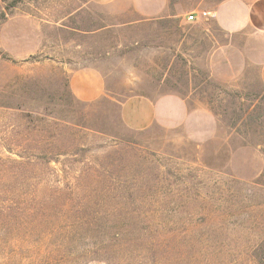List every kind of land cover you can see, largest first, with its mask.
I'll return each mask as SVG.
<instances>
[{"label": "rangeland", "instance_id": "obj_1", "mask_svg": "<svg viewBox=\"0 0 264 264\" xmlns=\"http://www.w3.org/2000/svg\"><path fill=\"white\" fill-rule=\"evenodd\" d=\"M220 2L138 21L121 2L0 1V264H264V36L222 28ZM17 13L34 24L5 48ZM87 67L106 86L90 102L69 86ZM169 95L168 125L123 121L128 98Z\"/></svg>", "mask_w": 264, "mask_h": 264}, {"label": "crops", "instance_id": "obj_2", "mask_svg": "<svg viewBox=\"0 0 264 264\" xmlns=\"http://www.w3.org/2000/svg\"><path fill=\"white\" fill-rule=\"evenodd\" d=\"M2 1V0H0ZM111 7L118 3H124V8L132 7L136 13L145 19H153L166 13L168 0H98ZM217 22L228 32H236L242 29L251 28L255 35L264 36V0H221L213 11ZM34 17L30 15L15 14L10 16L1 28V43L5 48L18 49L20 37H12L14 32H19L20 26L29 31L33 26ZM33 31V29H32ZM28 36V45L25 49L38 47L36 38ZM9 40V42H8ZM255 41V40H253ZM9 44H8V43ZM32 44V45H30ZM36 47V48H37ZM256 49L264 50V41L256 43ZM263 58V56H262ZM260 76L264 83V59L259 60ZM69 86L74 96L82 101L90 102L100 98L105 90V79L102 73L95 68H83L73 72L69 79ZM171 97L183 103L174 96H164L156 101H152L142 96H133L125 100L121 105V116L123 121L133 129L148 127L153 122H160L168 125L169 119L164 118L161 113L163 99ZM160 106V109H159ZM184 108V107H183Z\"/></svg>", "mask_w": 264, "mask_h": 264}, {"label": "trees", "instance_id": "obj_3", "mask_svg": "<svg viewBox=\"0 0 264 264\" xmlns=\"http://www.w3.org/2000/svg\"><path fill=\"white\" fill-rule=\"evenodd\" d=\"M155 19V18H154ZM158 20H160V19H158ZM181 95V94H180ZM183 96V95H182ZM39 150V151H38ZM45 149H44V147H39V149H37L36 151H34V152H38V154H41V153H43V151H44ZM52 152V151H51ZM46 155H48V153H47V151H46V153H45ZM46 159V158H45ZM21 213L23 214V212L21 211Z\"/></svg>", "mask_w": 264, "mask_h": 264}, {"label": "built area", "instance_id": "obj_4", "mask_svg": "<svg viewBox=\"0 0 264 264\" xmlns=\"http://www.w3.org/2000/svg\"><path fill=\"white\" fill-rule=\"evenodd\" d=\"M196 18V15L194 14V13H192V14H190L189 16H188V19L189 20H194Z\"/></svg>", "mask_w": 264, "mask_h": 264}]
</instances>
